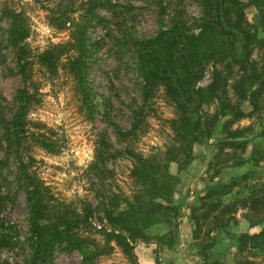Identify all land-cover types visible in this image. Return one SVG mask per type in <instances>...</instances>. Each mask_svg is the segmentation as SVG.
<instances>
[{"label":"rangeland","instance_id":"374dc122","mask_svg":"<svg viewBox=\"0 0 264 264\" xmlns=\"http://www.w3.org/2000/svg\"><path fill=\"white\" fill-rule=\"evenodd\" d=\"M86 1L0 0V115L11 117L22 90L32 97L26 116L28 139L20 145L24 153L17 154L10 147L0 118V264H127L118 247L95 259H84L96 251L95 245L77 250L65 248L67 241L58 240L46 253H37L26 191L20 181L22 160L31 162L30 169L50 186L55 201L67 203L68 210L75 208L81 216L88 208L89 219L80 221L74 231L84 234L89 243L104 244V231L110 228L106 211L116 215L137 206L135 195L146 187L143 177L158 173L172 190L168 199L158 201L177 207L180 213L174 217L172 210L158 212L145 228L149 239L138 240L135 248L144 243L161 245L158 264H173L169 258L172 247L181 257L174 264H236L242 258L264 264V250L250 241L239 251L237 242L242 233L264 229V217L253 224L255 216L251 219L240 209L225 230L212 234L208 222L196 220L201 225L197 228L190 219L191 209L200 205L201 197L212 186L236 182L232 192L223 197L229 200L246 196L248 187L264 183V91L261 108L254 110L245 102L247 115L233 125L241 130L235 139L247 142L242 165H216L218 142L225 137L221 125L213 134L195 138L191 156L181 158L180 165L168 160L167 149L175 143L171 119L177 110L164 84L156 86L144 101L146 79L137 65L136 52L148 49L158 33L180 19L186 30L198 33L202 0H99L103 3L95 9L102 19L91 14L89 20ZM167 1H172L168 7ZM240 1L255 25L254 57L262 59L264 0ZM6 6L22 11L29 27L20 52L6 42L10 25L2 12ZM72 21L85 27L90 46L85 69L78 70L72 63L77 53ZM81 77L93 97L92 111L81 91ZM210 80L211 69H205L196 86L206 87ZM229 98L236 100L237 95L230 90ZM217 106L215 100L206 102L203 111L213 113ZM139 109L140 126L132 134H122L133 126L134 111ZM227 119L223 117L219 124ZM158 161L162 164L152 169L150 164ZM143 162V170L135 176L134 166ZM205 251L209 256L203 260L199 253ZM193 253L199 258L190 257Z\"/></svg>","mask_w":264,"mask_h":264},{"label":"trees","instance_id":"16d2710c","mask_svg":"<svg viewBox=\"0 0 264 264\" xmlns=\"http://www.w3.org/2000/svg\"><path fill=\"white\" fill-rule=\"evenodd\" d=\"M103 1L88 0L85 16L88 20L91 14L102 19L95 9ZM203 11L198 18L200 30L190 33L183 24V19L168 30L158 33L150 42L149 48L137 50V65L146 79L143 87L144 101L148 100L155 91L156 86L164 84L167 94L171 97L172 104L177 113L171 119L175 143L168 147L165 158L175 160L179 165L187 160L191 154V143L202 135H211L221 125V134L218 142V152L214 156L216 165H242L245 160L243 153L247 142L235 139L241 130L233 125L247 115L243 105L245 102L254 109L261 108L260 97L264 91V58L254 57L256 32L255 25L248 19L244 5L240 0H202ZM172 1H167L165 6H170ZM3 14L10 21L7 29L6 42L17 47L19 52L24 49L23 41L29 35V27L22 11L3 7ZM67 16L68 12L65 13ZM79 15L82 16L80 11ZM70 18V17H67ZM66 20L64 19V23ZM71 30L74 35V52L72 63L76 69H85L90 57V46L87 40L85 27L80 22L72 21ZM205 69H211V80L206 87H197L196 81L203 75ZM82 72V71H81ZM83 85L81 91L88 108L92 111L95 105L93 97L85 86V78L81 77ZM165 81V82H164ZM237 95L236 100H230L229 91ZM213 98L217 102L216 111L204 113L203 104ZM32 97L27 91L19 94V104L11 117L5 119L0 115L1 123L5 126L4 136L10 147L15 148L17 154H22L20 145L28 139L26 134L27 112ZM143 108V107H142ZM136 112L134 124L130 130L122 134H132L139 126V115L142 109ZM139 114V115H137ZM223 117L228 119L219 124ZM182 154V155H181ZM181 155V157H179ZM32 160V159H31ZM147 162V161H145ZM162 164L161 161L150 164L152 169ZM31 162L22 160L19 167L20 181L26 191V201L29 213L30 227L35 235L34 250L37 253H46L49 245L54 242L67 241L65 248L80 250L86 244L95 245L96 251L85 255L84 259H95L116 247L127 260V264H138L135 258V244L138 240L147 241L149 236L145 228L156 217L158 212L171 211L177 217L180 210L158 201L159 198L168 199L172 190L168 181L162 175L155 173L145 180V188L135 195L137 206L127 208L119 214L109 209L106 211V222L110 228L105 229L104 244L96 241L88 242L87 237L77 233L74 228L80 221L89 219L88 208L84 209V216L77 210L62 201H55L54 195L41 177L30 169ZM144 162L135 165L133 173L138 176L143 170ZM219 172V171H217ZM244 177V176H243ZM236 182L222 183L212 186L200 199L199 206L193 207L190 219L197 228L201 225L196 220L203 219L208 222L209 233L225 230L232 221L236 220V213L246 210L247 216H255L253 224L264 217V183L260 186L248 187L249 193L239 198L223 199L230 194ZM117 198V195H114ZM104 204V203H103ZM164 214V213H163ZM165 215V214H164ZM170 215V214H168ZM252 219V217H251ZM79 228V227H78ZM264 250V229L258 233H242L238 239L239 251H243L249 242ZM213 241L205 249L211 248ZM201 252L203 260L208 258V253ZM236 264H259L258 262L242 258Z\"/></svg>","mask_w":264,"mask_h":264},{"label":"crops","instance_id":"0c3cea01","mask_svg":"<svg viewBox=\"0 0 264 264\" xmlns=\"http://www.w3.org/2000/svg\"><path fill=\"white\" fill-rule=\"evenodd\" d=\"M187 221H189V217H187ZM139 247H136L134 249L135 252V258L136 262L138 264H158L157 259L159 260L158 254L161 253L160 246L158 243L151 244V243H144V245H138ZM159 250V253H158ZM164 251H167L166 249ZM167 255V254H164ZM190 257H196L199 258L196 255H191ZM169 258L174 261V263H177L181 260V257L178 253V249L174 250L173 247L171 250H169Z\"/></svg>","mask_w":264,"mask_h":264}]
</instances>
